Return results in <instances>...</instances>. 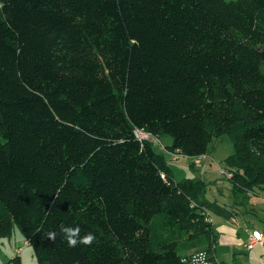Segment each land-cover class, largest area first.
Instances as JSON below:
<instances>
[{
    "label": "trees",
    "instance_id": "1",
    "mask_svg": "<svg viewBox=\"0 0 264 264\" xmlns=\"http://www.w3.org/2000/svg\"><path fill=\"white\" fill-rule=\"evenodd\" d=\"M136 130L185 158L228 136L233 192H264V0H0V238L37 264H216L228 213Z\"/></svg>",
    "mask_w": 264,
    "mask_h": 264
},
{
    "label": "crops",
    "instance_id": "2",
    "mask_svg": "<svg viewBox=\"0 0 264 264\" xmlns=\"http://www.w3.org/2000/svg\"><path fill=\"white\" fill-rule=\"evenodd\" d=\"M207 156L199 158L203 159L207 158ZM205 163L206 161L203 159L201 164H203L204 168H206ZM221 170L224 171L223 169ZM222 171L219 173L224 175ZM216 175L215 169H209L205 171L204 178H198V180L206 181L209 191V187L216 185V182H218ZM219 182L220 184L216 187H219L217 192L220 196L210 202L209 198L206 197L208 191L205 195L206 202L217 204L228 213L227 216H218L217 220L214 219L212 213L209 214L212 219L214 236H216L213 253L215 262L216 264H259L264 254V244L250 245V240L252 234L256 232L262 236L264 241V218L257 214V212L262 211V208L259 207L257 211L254 197L250 201L249 199L242 201L246 197L245 193H239L234 196L231 185L222 186V181ZM12 238L14 237L12 236L9 239L10 242ZM12 253L14 251L9 247V252L5 254V257H9L8 261L15 257ZM4 261L5 258L0 261V264H3ZM21 262L23 264L22 258Z\"/></svg>",
    "mask_w": 264,
    "mask_h": 264
},
{
    "label": "rangeland",
    "instance_id": "3",
    "mask_svg": "<svg viewBox=\"0 0 264 264\" xmlns=\"http://www.w3.org/2000/svg\"><path fill=\"white\" fill-rule=\"evenodd\" d=\"M154 143V149L158 154L164 155L166 158L170 168L173 171L174 179L176 182H180L183 179H194L198 180V178L203 179L205 171L209 169H215L217 175L216 179L218 182H216V185L210 186L209 191L208 188H206V193L208 191V195L206 197L209 198V201L211 202L214 198L217 196H220V194L217 192V189L219 187H216L220 184L219 181H222V186H229L232 187L233 192V186L231 181L232 178V172L225 170L224 168V162L225 160L234 154V146L231 142L230 138L228 136H223L218 139H215L210 147V152L207 158H203L206 163L205 167L202 162V158H185L178 155V158L176 156L170 155L166 152V147L171 144L172 139L170 137H163L162 139L158 140L156 138H152ZM165 148V149H164ZM223 169L224 171H222ZM224 174L222 175L221 172ZM199 176V177H198ZM197 178V179H196ZM205 181V180H204ZM206 182V181H205ZM206 184V183H205ZM239 193H245L246 197L244 200L255 199V207H257V211L260 208H262L261 212H257V214L264 218V192L258 189L253 190H242L237 191L236 193L233 192L234 196H237ZM206 195V194H205ZM207 198V199H208ZM212 216L214 219L217 220V217L215 214L212 213ZM209 222H212V219L209 220ZM14 238H0V261L5 258V261L3 264H8L9 257H5V254L9 252V247L11 250L14 251L15 257L22 258L23 264H37V260L35 257V254L33 252V249L25 245V241L20 234L18 230H15L12 235ZM17 250V251H16ZM18 250H21V253L18 255ZM14 257V258H15ZM22 263V262H21Z\"/></svg>",
    "mask_w": 264,
    "mask_h": 264
},
{
    "label": "clouds",
    "instance_id": "4",
    "mask_svg": "<svg viewBox=\"0 0 264 264\" xmlns=\"http://www.w3.org/2000/svg\"><path fill=\"white\" fill-rule=\"evenodd\" d=\"M81 229L79 226H64L60 227V234L66 241L68 247L75 248L79 245L91 246L95 241V235L91 232L85 233L83 236L80 235ZM57 233L50 231L46 235V239L55 241ZM206 253H200L198 258H194L193 264H206L205 258Z\"/></svg>",
    "mask_w": 264,
    "mask_h": 264
},
{
    "label": "built area",
    "instance_id": "5",
    "mask_svg": "<svg viewBox=\"0 0 264 264\" xmlns=\"http://www.w3.org/2000/svg\"><path fill=\"white\" fill-rule=\"evenodd\" d=\"M135 135L139 141H143V140H151L152 141L153 140L152 139L153 136H151L150 134H146L141 130H136ZM170 155L176 156V158H178L179 154H170ZM179 156H181V155H179ZM258 243L264 244V241L262 239V236L255 232L251 236L250 245H256ZM25 245H27V243H25ZM202 252L206 253V257L204 258L206 261V264H214V262L212 261V255L208 254L205 251L196 252V253L192 254L188 259H184L183 262H186L188 264H193L194 258H198L200 256V253H202ZM17 253L19 255L21 253V250H18ZM259 264H264V254L261 257Z\"/></svg>",
    "mask_w": 264,
    "mask_h": 264
}]
</instances>
